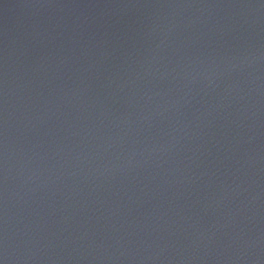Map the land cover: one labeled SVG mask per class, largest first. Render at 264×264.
Returning <instances> with one entry per match:
<instances>
[{
	"label": "water",
	"instance_id": "obj_1",
	"mask_svg": "<svg viewBox=\"0 0 264 264\" xmlns=\"http://www.w3.org/2000/svg\"><path fill=\"white\" fill-rule=\"evenodd\" d=\"M0 264H264V0H0Z\"/></svg>",
	"mask_w": 264,
	"mask_h": 264
}]
</instances>
